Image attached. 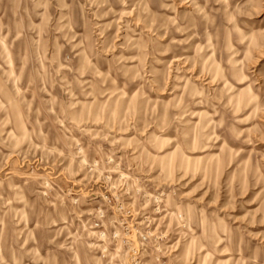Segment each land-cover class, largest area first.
<instances>
[{
	"label": "rangeland",
	"instance_id": "obj_1",
	"mask_svg": "<svg viewBox=\"0 0 264 264\" xmlns=\"http://www.w3.org/2000/svg\"><path fill=\"white\" fill-rule=\"evenodd\" d=\"M0 264H264V0H0Z\"/></svg>",
	"mask_w": 264,
	"mask_h": 264
},
{
	"label": "bare ground",
	"instance_id": "obj_2",
	"mask_svg": "<svg viewBox=\"0 0 264 264\" xmlns=\"http://www.w3.org/2000/svg\"><path fill=\"white\" fill-rule=\"evenodd\" d=\"M97 4H98V3H97ZM230 83H231V82H230ZM230 83H229V84H230ZM226 85H227V83H226ZM226 85H225V86H226ZM229 86H230V85H229ZM232 89H233V88H232ZM249 89H250V88H249Z\"/></svg>",
	"mask_w": 264,
	"mask_h": 264
}]
</instances>
